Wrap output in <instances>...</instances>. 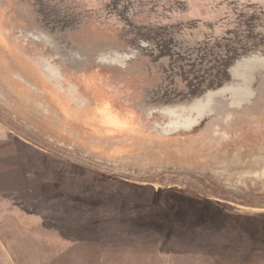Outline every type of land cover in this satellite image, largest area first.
<instances>
[{"label":"rangeland","instance_id":"1","mask_svg":"<svg viewBox=\"0 0 264 264\" xmlns=\"http://www.w3.org/2000/svg\"><path fill=\"white\" fill-rule=\"evenodd\" d=\"M0 264H264V0H0Z\"/></svg>","mask_w":264,"mask_h":264}]
</instances>
